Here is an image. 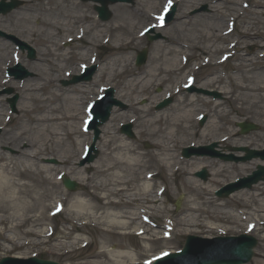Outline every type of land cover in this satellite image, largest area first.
Wrapping results in <instances>:
<instances>
[{
	"label": "bare ground",
	"instance_id": "6f19581e",
	"mask_svg": "<svg viewBox=\"0 0 264 264\" xmlns=\"http://www.w3.org/2000/svg\"><path fill=\"white\" fill-rule=\"evenodd\" d=\"M157 1L148 0L147 5L154 6L158 3ZM217 1L220 3H211L214 4L211 5V8L213 14L219 15L218 23L212 21L213 17L211 16V19L207 18L206 24L205 22L200 23V21L195 22L197 28L202 27L201 34L204 33V37L208 41L202 46L205 52L208 51V55L206 58L202 57L200 64L203 65L214 60L215 54L220 51L227 53L228 57H232L235 55L233 50H238L237 47L241 45L257 44L260 49L252 57L249 55L240 56L238 63L234 65V76H227V81H224V76L220 72H212L203 78L202 83L194 84V86L205 88L218 84L214 90L226 96L224 103L232 102L231 104L238 112L250 111L254 116L262 119L261 125L264 127V63L257 61L258 58L261 59L264 56V43H257L250 39L252 36L260 37L264 33V23L261 24L263 30L260 31L258 27L257 15L260 14V11H251L249 14L252 17L246 18L240 25L238 33L242 38H248L247 41L238 38L227 41L225 35L230 33L226 29L227 26L233 20L236 21L242 17L241 14H244V10L235 5L237 0ZM207 2H211V0H207ZM25 3L20 9L12 11L8 15L6 20L8 26L5 30L14 31L17 38L25 43L31 44L33 41L41 50L37 52V60L31 64L34 67L38 66L35 79H27L24 89L20 90L22 94L24 93L20 102V118L28 117L26 119L30 121L29 123L34 124L31 132L33 136L30 141L27 140V147H21V149L20 135L30 132L28 127L22 123L17 135L9 140L11 148L18 149V154L12 156L0 152V255L4 256L14 255L12 253L15 250H26L28 246L38 247L46 242L44 238H50L53 235H50L47 229L50 216L47 214L48 206L45 201L48 197L56 194L54 190L59 185L47 178L50 168L36 165L35 158L47 151L54 152L53 146L56 144L62 146L63 149L64 138L62 135L66 134V129L76 137L83 136L76 132V121H81L80 116L82 117L84 105L90 100V97L88 95L79 98L74 96L79 90L81 91L83 84L59 88L53 83V79L44 73L56 67V60H62V62L71 65L73 74H77L75 63H71V57L67 56L70 52L68 53L67 49H62L61 52L59 40L57 41L58 37L70 43L80 39H90L88 47H84V51L81 50L77 53V57L85 59L92 54L95 46L99 45L101 41H110L119 49L121 47L128 49L133 41L140 38L135 30V19L140 21L141 17L144 19L149 17L148 25L154 24L153 18L158 23L162 20L161 15L157 16L154 13H147V11H141V14L137 16V12L135 14L125 5L118 3L114 5L116 13L108 23L97 20L96 13L90 11L92 2L84 4L76 0H25ZM186 7L188 6L186 5ZM260 7H263L262 3ZM179 14V19L175 22L177 26L173 27L174 35L169 36L166 40L153 43L148 63L143 70L131 73L132 55L129 52H123L122 55H114L105 59L99 73L91 80L89 87L91 90L95 88L96 91L93 93L96 94L100 90V84L104 78L107 81L122 78L119 85H115L118 87L116 97L124 102L129 101L127 102L129 109L141 116L144 127L141 131L152 139L155 151L151 159L145 160L146 154H142L137 146L127 141L126 137L116 135L115 122L124 117L122 114L124 111L115 109L103 127V150L92 175L84 176L82 169L78 166L72 167V162H68L70 154L63 149L60 154L64 155V162H68L70 165L67 171L63 169L65 177L78 182L84 181L86 188L92 190L88 196L89 199L86 200L82 195H78L70 204V207L74 209L73 219H90V223L99 221L105 226L103 229L108 235H140L143 241L158 240L160 238L158 234L165 233L160 229L174 233L176 226H182L185 227L183 228L184 233L190 234L192 231L187 228L195 226L199 229L197 231L199 235L202 231L212 234L216 231L221 233L223 230H227L226 225L234 224L233 226H236L240 222L245 224L243 229L245 233L250 234L257 230L262 234V241H264V183H258L252 191L242 190L230 196L243 209L234 215L231 211L224 210L225 203L219 204L217 199L206 193L210 192V189L207 190L197 179L190 177L191 172L197 171L204 162H207V158L192 157L186 161L182 160L177 153L181 144L184 143L183 139L187 136L197 139L199 145L208 138V135L219 129V125L213 122L211 127L200 128L198 131L193 120V116L199 109L197 102L201 101L204 105L206 103L211 106L212 109L206 112L207 115L216 113L218 116L223 114L221 101L203 96L200 97L201 100H198V97L192 94L183 95L180 93L184 82L181 78L180 85L175 87L176 95L182 96L179 101L164 110L153 111L152 109L153 104L161 100L165 94L174 95V89L169 88V85L161 95H153L154 84L158 81L161 84L162 82L169 83L171 76L180 74L184 68L180 57L185 56L183 48L185 49L187 45L184 44L185 42H181L179 35L188 31L186 26L190 23L191 18L185 16L183 12H179ZM33 19H35L36 25L32 26ZM166 26L167 24H164L161 29ZM13 43L0 39V74L5 65L14 61L13 57L18 58L17 52H12ZM198 46L199 41L195 40L187 48L194 49ZM43 69H45L44 72ZM42 74L47 76H42ZM140 96L147 99V104L143 107L137 106L138 102L136 101ZM5 104L7 102L5 103L3 98H0V106ZM236 104H239L238 108L235 107ZM226 113L228 112L225 110ZM31 114H33L32 117H30ZM0 124L4 125L3 129L6 131L7 125L4 124V121H1ZM5 131L0 136L4 135ZM61 131L64 133H59ZM236 134L237 131L231 132L227 140ZM261 142L264 146V136ZM79 143H82V140ZM223 151L227 150L223 149ZM152 159L159 161L162 166L171 170L172 176L180 173L184 179L183 187L190 193L191 197L185 201L183 209L185 217L178 221L169 215L160 216L158 209L161 200L159 191L155 189V174L148 172L150 168L148 162ZM211 162L214 168L211 169L212 178L210 181L213 182L221 181L220 177L223 173L238 165L228 166L218 160ZM194 163L195 165H193ZM186 165H193L194 168H186ZM239 167L244 171L248 165H239ZM39 176L41 177L40 181H50L53 189L47 190L42 185L43 182H37ZM261 191L263 192L261 193ZM250 199H256L258 203L250 211H246L245 208L250 205ZM63 200H67V197ZM157 217L162 218L163 222L151 225V218L156 219ZM201 218H205V223L196 222ZM224 225L225 227H222ZM127 229L131 230L127 231ZM26 238L28 240L22 243L17 241ZM172 238L171 235L169 240ZM68 245L71 246L72 242ZM55 247L63 249L64 245L57 242ZM120 247L121 249L113 252L102 246L95 256L97 259L102 258V264H147V262L139 261L138 255L127 250L125 245L123 248ZM235 248L233 245L228 247L230 252ZM261 249L264 250V244ZM154 257L156 256L151 258L152 261L155 259ZM252 264H264V254L260 258L253 259Z\"/></svg>",
	"mask_w": 264,
	"mask_h": 264
},
{
	"label": "rangeland",
	"instance_id": "374dc122",
	"mask_svg": "<svg viewBox=\"0 0 264 264\" xmlns=\"http://www.w3.org/2000/svg\"><path fill=\"white\" fill-rule=\"evenodd\" d=\"M24 2L22 3V5H20L18 8L12 10V11H17L18 9H20L22 6H24L25 0H23ZM78 1V0H76ZM148 0H132V2L130 3H122L123 5H125L126 7L129 8V10H132L133 13L136 14L137 12V16H139V14H141V11L145 12L147 11V13L149 12H158L161 9V5L160 3L162 2V0H158L157 4L154 6H149L147 5ZM220 3V1L217 0H211V2H207V0H182L181 2H179L177 4L176 7V12L174 14V17H172L173 19L171 20V22L164 28V29H158L154 31L153 33H150V35L154 36L159 34L160 37L157 40H154L152 42H148L146 36H145V28L144 26L147 25V22L149 20V17L147 19H144L141 17L140 21H137V19L134 20L135 23V30L137 31H141V33H143V38L136 39L135 41H133V43L130 44L128 49H125L124 47H121L120 49L115 47L113 45L112 42H108L106 44H102V41L99 45L95 46V48L93 49V52L95 53V55L97 56V60L96 63L98 64V69L96 71V74L92 77L91 80H93V78L99 73V69L102 67L104 60L108 59L112 56H119L122 55L123 52H129L130 55H132V59H131V68H132V72H137V71H141L143 70V68L147 65L148 63V58L152 52V45L155 41H163L168 39L169 36L174 35L173 34V27L177 26V24L175 23L178 19H179V12H183V14H185V16H188L191 18L190 23L188 24L187 29L188 31L181 33L179 35V39L181 40L182 43L186 44L188 47V45H190L191 43H193L195 40L199 41V46L197 48L194 49H190V48H183V53H185L188 56V62L187 64L184 66V68H182L183 72H188V70L185 69L188 68L189 70L192 69V64L195 62H199L202 58V56H207L208 55V51L205 52V50L202 48L203 45H205L208 41L206 40V38L204 37V33L201 34V29L197 28V24L195 23L196 21H200L201 22H205L207 21V18L213 17L212 21H217L218 19V14L214 13L213 14V10H212V6L214 4L211 3ZM260 2V3H259ZM84 4H86L87 2H83ZM118 3V2H117ZM116 3V4H117ZM263 5V7H260V5ZM116 4H111L108 5L109 11L111 12V17L109 20L104 21V23H108L110 22V20H112V18L115 15V9H114V5ZM120 4V3H118ZM257 4H260L259 6H256ZM186 5L188 7H186ZM236 6L240 7L241 9L244 10V14H241L242 17H239L236 21H235V30L232 34H230V36L226 37V40H230V39H234V38H238L240 40L243 41H247V39L242 38V36L238 33V30L240 28V25L242 24V22L246 19V18H250L252 17V15L250 16V12L251 11H260V14L257 15L258 21H259V29L260 31L263 30L262 27V23H264V0H237V4H235ZM202 6H205L204 11H200L197 13H192V10L194 9H199ZM260 7V8H259ZM140 10V11H139ZM12 11H10L7 14H0V30L5 32L8 35H13L16 37L17 34L14 33V31L12 32H8L6 31V27L8 26V22H6L7 18L9 17L8 15H10V13H12ZM90 11L92 13H95L97 11H95L94 9V5L90 6ZM200 15H203L205 17H201ZM211 19V18H210ZM209 21V19H208ZM219 21H217L218 23ZM31 25H36V21L35 19L32 20ZM204 25V24H203ZM148 26V25H147ZM196 28V29H195ZM217 29H219L220 27H215ZM17 29V28H16ZM20 30V29H17ZM155 30V29H154ZM135 32V33H136ZM200 32V34H199ZM251 33L253 32L252 30L250 31ZM0 39H4L6 41H13V39L7 38V37H0ZM253 41H257V43L259 42H263L264 43V33L258 37V36H252ZM59 40V41H58ZM62 38L57 39L58 44L61 45L60 49L62 52V49H67L68 50V55L71 57V63H75V67L76 69L79 71L80 69V64H85L88 65V58L89 56H87L85 59L84 58H80L79 56L77 57V53L79 51H84V47H88L89 45V41L90 39L86 38V39H80L79 41H74L72 43H68L65 44L64 47H62ZM95 41V39H94ZM135 43V45H133ZM14 45V44H13ZM30 46H32L35 50V57L32 60H29L27 58V51L25 52H21V50H16L13 49V51H18V56H20V60L19 62L22 64V66L24 67V69L28 72V77L22 79V80H17V79H12L9 77H6L5 74V68L1 71L0 74V98H3V101H7L8 98L13 97L15 95L18 96L17 102H16V114H9L10 109L7 107L8 105L5 104L3 106H0V122L4 120V118L9 117L8 120V124L6 126V131L4 129H2L0 131L1 132H6L4 135L0 136V152L1 153H6L7 155H12V156H16L18 154V149L17 148H11L10 145V141L11 138L15 137L18 133V130L22 127V123L24 125H26L28 127V130H30L29 133H23L20 135L21 139H19L20 141V148L21 147H27V140L30 141V139L32 138L33 135H31L32 132V127L34 126L33 123H29L30 121L27 120L26 118L28 117H24L20 118V112H21V104L20 102L22 101V97L24 95V93L22 94V92L20 90L24 89L25 87V83L27 81V79H35L37 73H38V66L34 67L33 64L36 60H37V52L39 50H41V48H39V46L35 45V43L32 41ZM69 46V47H68ZM16 48V47H15ZM143 48H146L148 50V57L146 60V63L144 65H141L139 67H136L134 64V60L136 57V54L138 51L142 50ZM238 51L236 53V55H234L232 58L227 59V61H225L222 64H215V59H217V57L220 56V54H223V51L218 52L217 54H215V58L214 60H211V62L209 64H206L203 68H200L199 70H195L194 72H190L191 74H188L187 76L193 78L194 82L200 84L203 82V78L206 77L207 75H209L212 72H220L221 75L224 76V81H227V76L233 75L234 76V69L237 63H238V58L240 56L243 55H249V57L252 55L257 54V52L259 51L260 47L256 44V45H241L238 46ZM262 51V50H261ZM258 63H264V58L261 59H257ZM85 62V63H82ZM12 64V63H11ZM44 64L47 65L46 62H44ZM56 67H53L50 71H45V69H43V72L45 74H48L52 79H53V83L56 84L59 88H67L70 87V85L64 86L62 85L61 80L62 79H68L71 77V75H73V70L71 71V65L69 63H64L62 62V60H56L55 61ZM78 65V66H77ZM84 65V66H85ZM256 65V64H255ZM257 66V65H256ZM70 73H69V72ZM75 71V72H78ZM181 71V73L179 74H175L173 76H171V80L169 81V83H163L162 84L158 81L154 84L153 86V95H161L164 90H166L167 86L169 85V88H174L175 86L179 85V81L180 79L184 78V74ZM41 72V71H40ZM42 76H47L42 74ZM9 82H5V80H8ZM3 82L5 83H2ZM90 81H83L80 82L81 84H83V88L81 89V91L79 90L74 96L76 97H83L88 95L90 97V99L94 100L96 98V94H94L93 92H95V88L93 90H91V88L89 87V84L91 83ZM122 80V78H115L114 80H110L107 81V79L104 78L103 82H101V85L104 86H111L114 88V95H117V89L118 87H115L116 84L119 85V82ZM185 80V79H183ZM36 81V80H35ZM79 84V83H77ZM185 83H183L184 85ZM76 85V84H72L71 86ZM85 87V88H84ZM218 87V84L213 85L211 87H205V89H209V90H214V88L216 89ZM5 88H10L12 90V92L10 94L7 93H3ZM201 88V87H200ZM183 95H190V93H192V95L198 97V100H201L200 97H209V96H205L202 94H199L198 92H187L184 91V89L181 92ZM21 99H20V97ZM222 98L220 99L222 105V115H216L215 114H211L208 115L209 118L207 122H205V125L202 128H209V126L211 125V123H217L219 125V129L215 130L214 132L211 133V135H208V138L206 140H202V144L203 145H207L212 143L213 141H216L217 145H220V147H218L220 150L223 148L228 149L227 147H238L240 146L241 143L245 144L247 147L250 148H255V149H263L264 150V146L262 145L263 142H261L262 137L264 136V127L261 125L262 123V119H259L257 116H254L253 113L249 112H238L237 110L234 109L233 104L231 103H224V101L226 100V96L221 93ZM182 96L177 95L173 97V101L171 105H174L177 101H179V99ZM117 98V97H116ZM210 98V97H209ZM121 100V99H119ZM90 101H88L89 103ZM129 101L126 100V106H124L123 108L119 107L118 109L115 110H124V112L122 114H124V117H122V119H117L115 122V129H116V135L118 137L121 136H125L122 135L120 132V125L122 123L131 121L133 122V131H134V135L135 138L130 139V138H126L128 139L127 141L132 142L135 146H137L140 150V152L142 154H146L145 155V160L146 159H151L153 156V153L155 151L154 149V145L152 142V139L149 138L145 132H142L141 130L144 128L143 127V123H142V118L141 116L138 114H136L135 112H133V110L131 111V109H129L128 103ZM137 103L138 107H143L147 104V99L144 98V96H140ZM159 102V101H158ZM6 103V102H5ZM87 103V102H86ZM85 103V104H86ZM87 103V104H88ZM125 103V102H124ZM157 103V102H156ZM155 103V104H156ZM155 104H153V111L155 110ZM84 105V104H83ZM170 105V106H171ZM197 108L198 111L195 113V115L197 116L198 112L201 113H206L209 112L211 108L210 105L206 104L204 105L203 102L198 101L197 102ZM203 106V107H202ZM239 106V104L235 107ZM128 107V109H127ZM238 108V107H237ZM84 109V108H83ZM127 109V110H125ZM166 109V108H165ZM225 110L228 112L225 114ZM3 113V115H2ZM5 114V115H4ZM85 114V113H84ZM224 114L226 115V118L224 117ZM194 115V116H195ZM33 114H31L30 117H32ZM82 116H86L82 115ZM193 116V120L195 123V127L198 129V131H200V125L198 123V120H196V116ZM81 118V116H80ZM240 121H249V122H254L256 124H258L259 129L257 131H252L249 132L247 134L241 135L239 134V129L236 127V123L240 122ZM68 123H71L70 121H68ZM79 121H76V132L78 134H82L83 136L80 137H76V135L68 132V130L66 129L65 131V135H62L64 138V151H66V153L70 154V160H68V162H72V167L73 166H78L80 169H82L84 171V176H89L92 175L94 173L95 167L97 165V161L100 159L101 157V151L103 150V144H102V140H103V127L104 125L99 127V134H98V141L95 144L96 145V149H97V156L96 158L91 162V163H87L83 166H80L81 164H79V158H80V151L82 150V145H89V143L92 140V131L90 132H85L84 128H81V124H79ZM211 127V126H210ZM34 128V127H33ZM233 131H237V134L235 136H233L230 140H226L224 143H220L218 142V138H221V136H229V134H231V132ZM59 133H64V131H61ZM214 136V137H213ZM182 137V136H181ZM213 138V139H212ZM182 139V138H181ZM82 140V143H79ZM184 143L181 144V147L179 150H177V153L180 154L182 147H185L187 145H191V143L197 145L198 144V140L195 138H192L190 136H187L186 138L183 139ZM82 144V145H81ZM148 146V147H147ZM217 147L215 149H218ZM22 149V148H21ZM34 150V148H32ZM54 152H50L47 151L45 153H42L41 155L37 156V158H35V163L36 165H44V166H48L50 168V171L47 173V178H49V180H51L52 182H57V185H59V187H57V189H55L54 193L52 196L48 197V199H46L45 204L48 206L47 209V213H49L50 209L53 207L55 200H60L62 198L67 197V200H64V211L60 212L59 214L50 217L49 219V227H53V235L50 238H44L46 239L42 245H39L38 247H27L26 250L24 249H19L17 251H15V253H13L14 255L11 256H18L20 258L24 257H30V256H36L37 258H47L49 260H54V261H59V263L61 264H89V263H100L102 264L101 259L102 258H98L95 256V253L98 252L99 250L102 249V246L106 247L109 250H112L113 252L121 249L120 246L125 245L127 250L131 251L134 255H138L139 259L142 261L144 259H146L148 256H150L151 254H157V253H161L162 250L164 249H169L170 246L171 248H181L184 244L185 241V237H186V233H184L185 231L183 230L182 226H176L175 227V232L172 234L173 238L172 240H156L153 241L152 239L149 241H143L141 239V236H137L134 234H130V235H125V236H118V235H108L105 233V230L103 228H105L104 225H102L101 222H97V223H90V219H73V208L70 207V204L72 203V201H74V199L76 198V196L78 195H82L84 199H89V195L91 194V189L86 188V186L84 185V181L83 182H78L76 180V182H78L79 184V189H77L74 192L68 191L65 189V187H63L62 182H58V177L60 176L61 173H63V169H65L67 171V168L70 167V165L68 164V162H64L65 157L64 155H61L60 152L63 151L62 146L56 144L53 146ZM58 150V152H57ZM229 150V149H228ZM229 152H232L233 154H239L241 152H236V151H231L229 150ZM180 156V155H179ZM194 157V156H192ZM190 157V158H192ZM207 158V162L203 163L202 167H205L208 171V178L206 181H203L199 178H197L194 173L195 172H191V176L194 179H197L198 182L200 184H202L203 187H206L207 190L210 189V192L207 191L206 193H208L209 195H211L214 199L218 200V203H225L226 205L224 206V210L225 211H231L232 214H238L239 210H243L241 209L242 206H240L239 204H237L235 201L232 200V198H230V196L233 194H230V196H228L227 198H218L215 196L214 191L217 189V187L219 188L220 186H222L223 184L230 182L231 180H234L238 177H243L246 174L250 173L252 170L255 169L257 164H264V162L260 161L259 159H252V160H248L246 162H233V161H223L219 158H212V157H205ZM47 159H54L55 162L53 163H46ZM184 159V158H183ZM221 161L223 163H225L226 165H237L234 168L229 169L228 172L223 173L222 177H220L219 182H213L210 181V179L212 178L211 172L214 167L212 166V162L211 161ZM16 161V160H14ZM150 168L148 169V172L150 171H155L158 169V176L157 178L154 179L155 182V189H161L162 187H164L166 185V189L165 192L163 194V196L159 197V199L161 200L159 203V209L158 211L160 212V216H171L172 219L178 221L182 218L185 217V214L183 212V209L185 207V201L189 200L190 193L189 191H186L185 188L183 187V177L182 175L176 174L174 176H172V171L166 169V167L162 166V164L159 163V161H154L153 159L150 160L149 162ZM195 165V163L193 164ZM187 166L186 168L189 169H193L194 166ZM239 165H248V168L245 169L244 171L242 169H240ZM201 167V168H202ZM200 169V168H199ZM198 169V170H199ZM63 171V172H62ZM41 177L39 176L38 181L37 182H43L42 185L45 186V189L49 190V189H53V185L50 183V181L48 182H44V181H40ZM28 181V179H27ZM210 181V182H209ZM259 183H264L263 182H259ZM257 186L253 185L250 189H241L239 191L245 190V191H252L253 189H255ZM89 191V192H88ZM238 191L234 192L237 193ZM263 191H261L262 193ZM85 195H83V194ZM204 193V194H206ZM180 197V205L178 208L175 207V201ZM250 205L246 206L245 210L246 211H250L252 207H255L257 205V200L256 199H250ZM104 203V201H103ZM163 211V213H162ZM51 213V212H50ZM49 213V214H50ZM81 222H83V224H80ZM154 224L157 223H162L163 219L157 217L156 219L153 218ZM196 222H204L205 223V218H201L199 220H196ZM206 222H208V220L206 219ZM101 223V224H100ZM217 223V222H216ZM234 225V224H233ZM233 225H226L227 230H223V232L219 233V232H214L212 234L208 233V232H204L202 231V233L199 235L197 231H199L198 228H187L188 230L192 231L191 235H195V236H200V237H221V236H239L241 234L244 233V228H245V224L243 223H238L236 226ZM222 227H225L222 226ZM131 229H127V231H130ZM162 231V229H160ZM158 236H160V234H158ZM250 236L254 237L257 241L254 250V255L251 258V260L246 263V264H252L253 259L255 258H260V256L262 254H264V250L262 251L261 246L264 244V241H262V234L257 232V230H254L252 233H250ZM28 240V238H26L25 240L20 239L17 240L19 243H22L24 241ZM1 242V240H0ZM63 243L64 247L63 249H57V247H55L56 243ZM72 242V245L69 246L68 244H70ZM86 246H82V244H86ZM128 251V252H129ZM1 253V252H0ZM7 256V255H5ZM4 257V255H0V258ZM139 260V261H140ZM16 264H19L18 261L16 262Z\"/></svg>",
	"mask_w": 264,
	"mask_h": 264
},
{
	"label": "water",
	"instance_id": "95a60500",
	"mask_svg": "<svg viewBox=\"0 0 264 264\" xmlns=\"http://www.w3.org/2000/svg\"><path fill=\"white\" fill-rule=\"evenodd\" d=\"M108 1H111V2H114V1H117V0H102V6L99 8V12L100 14L102 15L103 19H106L109 17V12L107 11V8H106V4ZM16 2V1H15ZM13 2V3H10L9 5H7L6 7L3 8V11L2 12H6L8 11L12 6H14L16 3ZM149 39H152V38H149ZM30 57H32V53L29 55ZM138 63H143L144 60H145V52H143L142 54L140 53L139 57H138ZM76 80V78H74V81ZM164 104V103H163ZM163 104H161L159 107L163 106ZM106 115L103 116L101 119V122L99 121V115L97 114L93 120V126L94 128H96V126H98L99 124L103 123L105 120H106ZM129 125L124 128V130L128 133V135L132 136V134L130 132H128L129 130ZM253 128H256V126L254 125H247L243 127V131L246 132L248 131L249 129H253ZM258 155L257 152H254L253 150H247V154L245 157H243L242 159L243 160H246V159H250V157H253V156H256ZM94 156L95 155H89L88 157V161H92L94 159ZM230 158V157H228ZM227 158V159H228ZM197 175L203 179L206 178V171L205 170H202L201 172H198ZM260 179H264V167L262 166H259L258 170L257 171H254L252 175L248 176L247 178L243 179L242 182L243 184L241 185H234V184H230L229 185V190H226L225 193L223 194L224 196H227L229 192H232L238 188H241V187H249L250 188V185L252 183H255L257 182L258 180ZM64 184L67 188L71 189V190H74L75 189V186L76 183L75 182H72L71 180H69L68 178H65L64 177ZM235 241L238 242L237 244V249L240 251L239 253L240 254H237V260L236 262L237 263H241V262H246L250 259V257L252 256V248L253 246L255 245V240L252 239L251 237H240V238H235L234 239ZM190 238H188V242H186V248L184 249L183 253L186 252L187 250V247L190 245ZM4 261V260H3ZM2 263V262H1ZM0 263V264H1ZM40 264H57V263H54V262H51V261H39Z\"/></svg>",
	"mask_w": 264,
	"mask_h": 264
},
{
	"label": "snow or ice",
	"instance_id": "6c2138e0",
	"mask_svg": "<svg viewBox=\"0 0 264 264\" xmlns=\"http://www.w3.org/2000/svg\"><path fill=\"white\" fill-rule=\"evenodd\" d=\"M162 19V18H161ZM163 255V254H162Z\"/></svg>",
	"mask_w": 264,
	"mask_h": 264
}]
</instances>
